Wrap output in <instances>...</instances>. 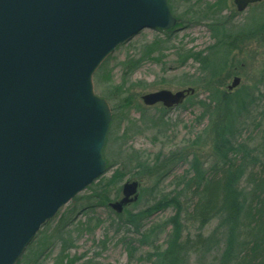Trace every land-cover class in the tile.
Instances as JSON below:
<instances>
[{"label":"water","instance_id":"obj_1","mask_svg":"<svg viewBox=\"0 0 264 264\" xmlns=\"http://www.w3.org/2000/svg\"><path fill=\"white\" fill-rule=\"evenodd\" d=\"M234 1L244 11L263 0ZM177 22L169 0H0V264H18L40 229L106 173L113 113L96 92L98 69L143 29ZM195 92L142 99L172 109ZM139 188L125 182L109 206L122 213Z\"/></svg>","mask_w":264,"mask_h":264},{"label":"rangeland","instance_id":"obj_2","mask_svg":"<svg viewBox=\"0 0 264 264\" xmlns=\"http://www.w3.org/2000/svg\"><path fill=\"white\" fill-rule=\"evenodd\" d=\"M215 1L174 0L176 18L177 14L183 15L188 22L166 30L143 29L118 46L104 61L96 72V74L101 72L100 83L97 82L96 75L94 77L98 94L104 92L110 95L116 86L121 87L118 99L125 97L130 105L126 110L118 108L115 111L118 100L108 99L113 113L104 148L108 169L95 183L99 184V180L109 178L131 151H136L151 161L156 159L157 155L163 158L178 153L179 159H175V164L171 163L170 169L162 176L145 171L142 178H137L139 169L131 166L119 185L135 179L140 180L139 198L135 205L129 206L134 213L147 209L163 198L178 196L180 193V200L184 206L182 219L185 234L191 235L197 234L199 230L198 225L188 219L186 214L193 198L191 192L184 193L183 178L192 177L191 166L196 157L203 168H210L215 163L217 115L203 104L204 101L209 102L210 91L199 88L196 83L201 76L199 64L193 59L182 62L181 56L189 51L207 50L214 43L215 38L207 21L210 17L203 16L207 6ZM228 6L222 8L218 16L227 20V24L236 29L246 24L254 9L264 11V6L257 3L249 5L244 11L237 10L234 0H229ZM245 46L232 54L229 66L221 77L222 88L227 90L233 78L240 76L241 83L236 89L240 88L256 96L255 102L238 124L239 131L235 139L237 143H246L250 147L258 146L261 149L264 137V44L252 41L246 48ZM129 58L143 59L140 66L124 82L122 64ZM109 75L111 77L108 78ZM188 87H195L198 91L190 96L191 99L186 98L182 105L173 109L165 108L162 103L149 106L142 99L144 94L150 92L162 89L176 92ZM162 109H166L165 112ZM120 151L122 157L119 156ZM88 189L80 194L82 196L89 194ZM78 204L72 200L63 206L58 214L40 229L20 261L31 249L40 244L44 235L52 234L64 214ZM175 213L176 207L173 205L157 211L144 219L140 232L144 233L156 224H163ZM124 222L125 220H119L117 214L106 206L78 208L67 227L72 240V246L69 245L68 248L69 254L78 258L79 264L87 261L91 264H144L146 254L153 252L156 247L165 246L170 227L164 226L157 236L142 244L140 232ZM215 226L216 221L211 222L205 228V233L211 232ZM61 249L62 242L58 239L52 240L34 264H55V258ZM202 262L210 263L211 256L200 258L193 254L188 259V264Z\"/></svg>","mask_w":264,"mask_h":264},{"label":"trees","instance_id":"obj_3","mask_svg":"<svg viewBox=\"0 0 264 264\" xmlns=\"http://www.w3.org/2000/svg\"><path fill=\"white\" fill-rule=\"evenodd\" d=\"M169 2L176 16L174 0ZM257 4L264 6V0ZM228 5L229 0H216L204 10L203 17H210L207 21L215 38L214 43L207 50L189 51L181 56L182 62L193 59L199 64L201 76L196 83L200 86L199 88L210 91L209 102L204 101L203 104L217 115L215 163L210 168H203L196 157L191 166L192 177L183 178L184 193L191 192L193 198L186 214L188 219L198 225L199 232L195 235L185 234L182 219L184 206L180 200V193L178 196L163 198L137 213L129 209V206L135 205L137 201L126 206L122 213L115 212L109 206L110 202L122 196L123 185L119 183L127 175L129 167L139 169L137 178H142L145 171L160 177L175 164V159H179L178 153H173L163 158L157 155L156 159L151 161L142 154L131 151L109 178L99 180V184L94 182L90 185L89 194L77 195L73 200L76 204H81L64 214L54 227L53 233L44 235L40 244L31 249L18 264H34L54 239L62 242V249L55 258V264H79V259L71 257L68 252L69 245L72 246V240L67 227L78 208L89 209L98 205L111 208L119 220H125L137 232H140L146 217L171 205L176 207L175 215L163 224H156L144 233L140 232V242L144 244L157 236L164 226L170 227L165 246L156 247L153 252L146 254L144 264H188V259L193 254L200 258L211 256L210 263L202 262V264H264V137L261 149L258 146L250 147L246 143H237L235 139L239 131L238 124L255 102L256 96L240 88H235V91L234 89L224 90L221 80L234 52L242 50L243 45H246V48L252 41L264 44V11L254 9L246 24L236 29L228 25L227 20L218 16L222 8L225 9L229 7ZM177 20L176 26L189 21L185 16L178 14ZM142 59L129 58L123 62L124 82L140 66ZM95 75L97 82L100 83L101 72ZM196 90L198 91L197 88ZM120 92L121 87L116 86L110 95L104 92L99 94L107 100H118L115 111L118 108L126 110L130 105L127 103V98L118 99ZM165 110L162 109L164 112ZM115 116L116 114L114 118ZM119 156L122 157V153ZM115 162L117 164V161ZM135 180L140 183V180ZM213 221H216V226L206 234L205 228ZM80 264L91 263L87 261Z\"/></svg>","mask_w":264,"mask_h":264}]
</instances>
